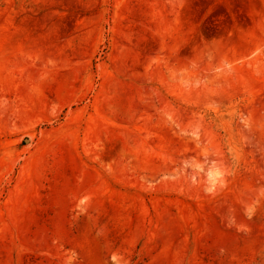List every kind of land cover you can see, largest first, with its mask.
Segmentation results:
<instances>
[{"label": "rangeland", "instance_id": "obj_1", "mask_svg": "<svg viewBox=\"0 0 264 264\" xmlns=\"http://www.w3.org/2000/svg\"><path fill=\"white\" fill-rule=\"evenodd\" d=\"M0 264H264V0H0Z\"/></svg>", "mask_w": 264, "mask_h": 264}, {"label": "bare ground", "instance_id": "obj_2", "mask_svg": "<svg viewBox=\"0 0 264 264\" xmlns=\"http://www.w3.org/2000/svg\"><path fill=\"white\" fill-rule=\"evenodd\" d=\"M136 50V49H135ZM133 54V53H132ZM136 60H137V58H136ZM142 60V59H141ZM143 62V61H142ZM139 63H138V61H136V62H134L133 64H132V68L133 69H136L139 65H138ZM139 69V68H138ZM135 71V70H134ZM221 91H223V90H221ZM224 92V94H225V91H223ZM220 93V92H219ZM195 94V93H194ZM216 94H218V93H216ZM222 95V94H221ZM228 96V95H227ZM220 97V96H219ZM229 99V98H228ZM30 101V100H29ZM26 105V104H25ZM7 106V105H6ZM3 107V106H2ZM6 108V107H5ZM6 111V110H5Z\"/></svg>", "mask_w": 264, "mask_h": 264}]
</instances>
